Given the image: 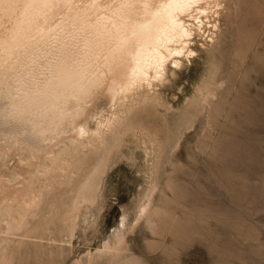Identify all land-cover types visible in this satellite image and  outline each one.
Returning <instances> with one entry per match:
<instances>
[{
	"label": "rangeland",
	"instance_id": "1",
	"mask_svg": "<svg viewBox=\"0 0 264 264\" xmlns=\"http://www.w3.org/2000/svg\"><path fill=\"white\" fill-rule=\"evenodd\" d=\"M220 14L138 116L158 146L127 135L80 217H66L71 189L56 194L33 234L0 239V264H264V0Z\"/></svg>",
	"mask_w": 264,
	"mask_h": 264
},
{
	"label": "bare ground",
	"instance_id": "2",
	"mask_svg": "<svg viewBox=\"0 0 264 264\" xmlns=\"http://www.w3.org/2000/svg\"><path fill=\"white\" fill-rule=\"evenodd\" d=\"M224 2L0 0V239L34 232L29 224L67 189L66 217L76 218L127 135L158 146L138 116L159 100L170 69L195 54L196 29ZM211 27L213 44L219 24Z\"/></svg>",
	"mask_w": 264,
	"mask_h": 264
}]
</instances>
